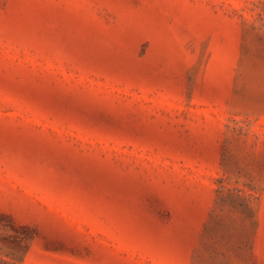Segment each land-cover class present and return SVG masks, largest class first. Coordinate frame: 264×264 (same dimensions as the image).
I'll return each mask as SVG.
<instances>
[{
  "label": "rangeland",
  "instance_id": "rangeland-1",
  "mask_svg": "<svg viewBox=\"0 0 264 264\" xmlns=\"http://www.w3.org/2000/svg\"><path fill=\"white\" fill-rule=\"evenodd\" d=\"M0 264H264V0H0Z\"/></svg>",
  "mask_w": 264,
  "mask_h": 264
}]
</instances>
